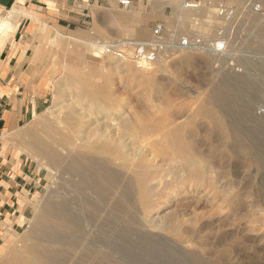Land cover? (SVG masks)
<instances>
[{
    "label": "rangeland",
    "instance_id": "374dc122",
    "mask_svg": "<svg viewBox=\"0 0 264 264\" xmlns=\"http://www.w3.org/2000/svg\"><path fill=\"white\" fill-rule=\"evenodd\" d=\"M170 1L149 0L136 10L130 5L94 14L89 24L77 29L43 31L39 43L30 46L32 52L38 49L41 59L28 68L42 74L31 79L47 85L42 95L44 109L28 124L32 123L30 142L37 149L56 145L58 122L67 125L72 118L66 112H52L50 107L76 100L80 80L88 86V99L80 103L88 106V112L92 109V116L82 120L90 129L101 127L95 108L104 106L100 96L111 91L115 105L122 106L123 116L131 117L135 127H153L165 117L167 122L174 120L182 126L180 154L185 156L175 151L170 160L161 161V153H166L162 149L172 146L173 138L124 140L126 150L143 148L141 158L125 162L133 168L130 177H138L142 183L144 201L138 210L145 213L134 220L126 216L116 220L105 216L98 202L88 199L96 210L88 208V242L76 247L81 252L88 250V264H95L104 249L111 257L108 264H264V115L256 113L264 108V0H183L196 8L181 22L187 33L180 35L175 34L179 18L173 2L177 0ZM132 12L130 19L118 17ZM157 26H162L157 44L163 50L186 39L202 49L222 43L223 52L214 63L204 52L189 60L168 56L165 72L144 73L125 56L129 51L135 54V43L151 40ZM0 29L2 35L6 33L5 26ZM95 32H102L105 38H96ZM74 37L78 40L72 41ZM52 38L59 43L52 44ZM93 42H133V47L122 46L123 58L108 55L98 61L89 52ZM210 92L219 96L216 108L206 100ZM90 93L99 97L93 102ZM199 107L218 111L223 123L241 134L251 154L233 148L231 142L224 143L219 127L210 136V122L196 112ZM189 114L194 115L189 118ZM151 153L157 157L154 165L142 161ZM20 155L32 182L30 188L34 186L31 212L27 226L5 239L0 260L31 245L27 233L35 229L40 202L47 199L52 184L45 169L29 159L34 160L31 155ZM61 184L58 179L55 187L61 188Z\"/></svg>",
    "mask_w": 264,
    "mask_h": 264
},
{
    "label": "bare ground",
    "instance_id": "6f19581e",
    "mask_svg": "<svg viewBox=\"0 0 264 264\" xmlns=\"http://www.w3.org/2000/svg\"><path fill=\"white\" fill-rule=\"evenodd\" d=\"M175 6L179 15V21L175 25V34L180 35L186 32L181 22L190 18L191 14L195 12L196 5L185 2L180 7L178 2ZM221 14L223 12L219 13V15ZM2 31L0 29V34ZM5 31L8 32L7 29ZM77 40L75 37L72 38V41ZM132 43L117 45L115 43L93 42L89 44V52L92 59L98 61L102 60L103 56L108 55H118L123 58L121 55L123 53L122 46L129 45L137 48V45ZM145 43H148L147 46L144 45ZM145 43H141L143 48H148V46L157 48L158 52L153 62L137 58L132 51H129L128 56H125L130 60H134L144 73L165 72L164 68L168 56L184 57L189 60L193 54L204 52L210 56L214 63L223 52L222 43H216L213 47L202 49L192 40L188 42L186 47L170 44L168 48L163 50L159 48L160 46L157 44L159 42L155 35ZM86 44L88 46V43ZM133 48L135 50V47ZM152 65L156 69H153ZM80 82V84L77 82L80 89L76 100L66 104L58 103L50 107L52 112L58 114L66 112V115L72 118V122L67 125H60L62 122L57 121L60 128L56 130V134L58 133L60 137L56 142H53L56 145H50L49 150H46L44 145L38 146L40 149H37L34 141H28L27 154L34 158L39 167L45 169L52 184L48 194H46L47 199L40 202L42 207H40L35 218V229L27 233L26 237L31 241V245L18 253H14L11 258H2L0 264H88V250L81 252V248L76 247L78 244L88 242L89 210H96L94 205L88 202V199L89 201L98 202L103 214L116 220L121 216L134 220L138 219L141 213H145L144 210L140 211V208L138 210V204L140 206L144 201L140 190L142 183L140 184L138 177L135 179L131 178L133 176L130 177L129 174L133 173V168L125 162L141 158L144 154L143 148L126 150L125 138L133 137L137 139V136L147 140L155 136L173 138V145L162 149L166 153H161V161L170 160L175 151L179 153V156H185L184 153L180 154L183 149L180 143L181 125L175 124L174 120L167 122L165 117L164 122L153 127L149 124H140V126L135 127L130 122L131 117L128 115L123 116L122 106L115 105V98L113 97L115 93L112 91L106 92L104 95L101 94L102 97L100 96V99L107 106L104 104V106L95 108V116L101 117V127L96 126L90 129L88 125H83L82 120L92 116L89 113L92 109L88 112V106L84 107L80 103L84 98L88 99V86L85 82L81 80ZM63 90L65 92L69 91L67 88H63ZM89 96L93 102L99 97L97 94L91 93ZM206 97L208 104L211 103L216 108L215 102L219 100V96L215 92H210ZM212 109L214 108L207 110L206 107H199L196 110L209 120L210 136L214 129L219 127L223 133L222 140L224 143L231 142L234 145L233 148L236 147V149L243 150L250 155L251 149L246 143L242 142L241 134L238 132L236 135L233 132L235 128L232 129V126L225 125L218 111ZM132 112L133 109H129V113ZM193 115L189 114V118ZM74 122L79 124H73ZM229 147L232 148V146ZM248 157L251 161L254 160L251 156ZM143 160L154 165L157 157L152 153L146 154L142 158ZM260 163L259 165H262L264 162ZM58 179L62 180L61 188L59 186L55 187ZM136 188L137 191H135ZM88 208L90 209L88 210ZM104 250H101L102 253L99 258H95L98 259L95 264H108L110 262V254L108 255ZM101 251L99 250V252ZM95 255L97 254L95 253ZM89 260H92V258ZM111 263L115 264L112 261Z\"/></svg>",
    "mask_w": 264,
    "mask_h": 264
},
{
    "label": "crops",
    "instance_id": "0c3cea01",
    "mask_svg": "<svg viewBox=\"0 0 264 264\" xmlns=\"http://www.w3.org/2000/svg\"><path fill=\"white\" fill-rule=\"evenodd\" d=\"M148 1L130 0V5L136 10ZM178 2L182 7L185 1L173 2L177 17ZM120 7L118 0H0V26L9 30L0 34V247L7 237L27 226L31 212L29 200L34 186L30 188L32 182L20 154L29 158L28 129L32 123L28 124L44 109L42 95L47 85L31 79L42 74L28 68L41 59L38 49L32 52L30 46L39 43L37 38L45 29L81 28L92 21L94 14ZM132 15L119 13L118 17L130 19ZM94 36L105 38L102 32ZM51 43L58 44L59 40L52 38Z\"/></svg>",
    "mask_w": 264,
    "mask_h": 264
},
{
    "label": "built area",
    "instance_id": "2783aa9c",
    "mask_svg": "<svg viewBox=\"0 0 264 264\" xmlns=\"http://www.w3.org/2000/svg\"><path fill=\"white\" fill-rule=\"evenodd\" d=\"M118 3L122 7H128L130 5V0H118ZM161 32H162V26H157L153 34L155 35L156 38H158ZM135 44L138 45L137 48L134 50L136 57L139 59L143 58L148 62H153V59L158 52L157 48L156 47L151 48L150 46H148V48L147 47L143 48L141 43H135ZM179 45H181L182 47H186L188 46V41L186 39H183L180 41ZM256 113L258 115H264V108L258 109Z\"/></svg>",
    "mask_w": 264,
    "mask_h": 264
}]
</instances>
